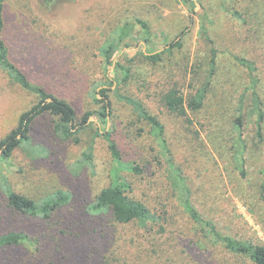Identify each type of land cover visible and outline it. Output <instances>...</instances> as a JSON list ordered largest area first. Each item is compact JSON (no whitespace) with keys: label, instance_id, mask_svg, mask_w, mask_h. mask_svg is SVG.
<instances>
[{"label":"rangeland","instance_id":"rangeland-1","mask_svg":"<svg viewBox=\"0 0 264 264\" xmlns=\"http://www.w3.org/2000/svg\"><path fill=\"white\" fill-rule=\"evenodd\" d=\"M4 16V38L14 61L33 82L70 101L80 115L89 109H100L94 92L107 82L106 73L113 77L114 69L105 72L101 47L120 24L145 21L151 28L153 46L161 50L183 30L187 31L181 38L182 47L173 48L163 55V61L154 63L139 53L147 47L141 46L145 35L137 24L116 56L118 60L125 52L134 57L130 79L118 88L161 115L170 131L176 132L175 117L161 104L163 89L177 82L189 101L206 81L211 63L215 65L216 74L204 106L195 110L187 103L200 137L197 143L184 146L178 136L173 149L175 159L183 166L195 205L205 219L232 236L264 244V197L259 190L264 168V121L259 133L249 113L255 92L264 108V0H5ZM203 21L205 32L201 28ZM47 49L68 53L63 66L56 57L60 54L50 55ZM230 50L257 62L256 88L252 87L247 69L232 57ZM55 63L59 64V70L69 69L70 80L58 77L56 69H51ZM7 83L14 90L15 100L0 115V139L15 128L21 112L37 101L35 94L13 81ZM112 86L115 89L117 85ZM110 95L111 137L122 147L126 159L137 158L142 162L147 184L157 180L164 185L152 193L143 191L137 182L139 187L132 196L146 200L152 209H162L166 204L170 220L186 225L189 216L171 189L167 174L153 160L152 137L147 134L138 137L135 129H128L136 114L113 90ZM54 121L50 114L36 118L31 130L35 152L19 148L11 164H0V264H68L63 258L64 251L53 244L63 236L53 230L62 226H55L52 223L55 220L45 222L15 210L3 188L4 177L16 192L35 199L57 190L70 191L72 204L62 213L81 224L78 228L89 225L90 219L107 224L108 214L96 216L88 210L97 194L110 183L112 157L105 134L98 135L93 126L81 130L78 141L61 139L54 132ZM180 124L186 132L185 124ZM243 144L246 177L240 175L235 159ZM90 148L92 156L86 161L84 153ZM138 177L133 175L132 180ZM62 213L58 216L63 217ZM194 227L197 229L199 225ZM118 229L126 233L144 232L139 225L134 229L128 225ZM21 230H28L34 236L38 231L41 238L34 244L7 243L13 232Z\"/></svg>","mask_w":264,"mask_h":264},{"label":"trees","instance_id":"trees-1","mask_svg":"<svg viewBox=\"0 0 264 264\" xmlns=\"http://www.w3.org/2000/svg\"><path fill=\"white\" fill-rule=\"evenodd\" d=\"M5 0H0V115L4 114L15 100L14 90L7 81H13L22 89L33 93L37 101L18 117L15 128H12L2 139H0V164H11L14 152L19 148H25L32 153L35 152V145L32 140V124L36 118L50 114L55 117L54 132L61 139L75 138L79 140L77 134L87 128L95 127L98 135L106 136L108 149L112 157L110 168V183L104 187L96 196L89 207V212L94 215L108 214L107 224L90 219L89 225L78 228L81 224L70 215H65L63 210L72 204L73 194L68 190H57L35 199L16 192L3 178L2 185L8 197L9 204L23 213L34 215L35 218L45 222H52L55 226L53 233H62L63 236L53 243L57 248L64 251L63 258L68 264H249L248 259L253 264H264V244L253 243L248 239L237 238L224 232L213 221L207 220L197 209L193 191L189 187L183 166L176 162L174 150L178 136L181 137L184 146L188 143H197L200 137V129L195 120L190 116L187 103L195 110H200L204 106V98L211 89V84L216 74L215 65L211 63V69L202 87L197 89L196 94L187 101L183 89L177 82L170 83L161 96V104L168 114L175 117L176 132L170 131L167 122L156 112H153L146 105L133 96L120 92L119 86L126 83L131 76L132 63L134 57L123 56L116 60V56L123 48V42L128 39L140 24L145 37L146 50H140V55L154 63L163 61L166 52H172L175 47H182L181 38L187 31L183 30L175 40L170 42L164 49H157L150 39L151 28L143 20L126 21L120 24L112 38L106 41L101 47L105 72L110 68L113 77L106 73L107 82L100 85L99 90L94 92V100L99 103L100 109H89L81 115L75 106L59 93L52 92L41 83L33 82L28 74L18 65L10 55V49L4 38L5 20ZM32 17V16H31ZM34 17H32L33 19ZM207 18V16H206ZM207 20V19H205ZM36 21V20H34ZM201 28L205 32L206 22L203 21ZM211 45L214 42L209 36L206 37ZM216 48V47H215ZM63 52V51H62ZM50 55H57L61 66L67 61L65 57L68 53H60L58 49L48 50ZM232 57L247 69L252 87L256 88L259 78L257 77V62L246 55L237 54L230 50ZM30 56V55H29ZM126 61V63H124ZM51 63V62H50ZM51 69H56L60 79L70 80L69 69L65 72L58 63L52 64ZM50 65L46 64V67ZM196 72V69H193ZM109 84V85H107ZM116 84V88H113ZM114 91L118 99L132 107L135 118L128 123V129L137 131V136L150 135L155 144L152 147L154 162L167 174L170 187L174 191L177 199L181 202L185 212L189 216L186 225L177 224L170 220V212L166 204L162 209L151 207L144 199H137L132 196L135 189L139 187L143 191L157 192L161 185L157 180L148 182L145 178V168L137 158L126 159L122 147L110 135L109 121L113 108L110 92ZM255 101L249 109L258 132L261 133L264 121V108L260 98L255 92ZM180 122L185 124V131H182ZM143 124H145L143 126ZM132 125V126H131ZM138 125L136 128L135 126ZM134 126V127H133ZM146 126L148 129H146ZM180 133V134H177ZM240 146V145H239ZM245 144L238 150L236 155V167L242 177L247 176ZM92 149L84 153L85 160L91 158ZM126 173H131L126 176ZM262 180L260 184V194L264 197V168L261 171ZM131 175V178L130 176ZM133 175H137L138 180L133 181ZM147 186V187H146ZM211 190V186L207 188ZM62 213L63 217L58 216ZM58 216V217H57ZM103 220V218H102ZM128 225H139L144 229L142 233H134L128 230H119L118 227ZM199 225V228H195ZM117 227V228H116ZM68 235L67 236H64ZM139 234V235H138ZM46 235L43 233V236ZM40 233L36 236L28 230L13 232L7 240L9 244H26L36 242L40 239ZM54 238V237H53ZM46 244L47 242L38 241Z\"/></svg>","mask_w":264,"mask_h":264}]
</instances>
